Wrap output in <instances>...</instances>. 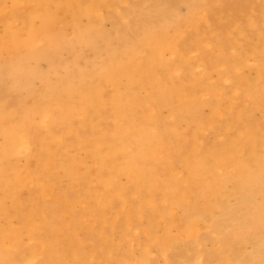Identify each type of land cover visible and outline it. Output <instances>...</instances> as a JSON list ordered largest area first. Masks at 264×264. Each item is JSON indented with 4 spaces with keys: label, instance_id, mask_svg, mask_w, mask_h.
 I'll use <instances>...</instances> for the list:
<instances>
[{
    "label": "rangeland",
    "instance_id": "obj_1",
    "mask_svg": "<svg viewBox=\"0 0 264 264\" xmlns=\"http://www.w3.org/2000/svg\"><path fill=\"white\" fill-rule=\"evenodd\" d=\"M102 2L104 4L101 3L100 12L95 15L94 20H92V19L90 20V19L85 18V17L83 19H81L82 26H86V25L88 26V24L92 21L94 24H96V32L100 31L99 33L97 32L98 35L94 38L93 43L91 45H88V46L84 45V44L83 45H81V44L76 45L75 44L74 47H68L67 46L63 50H59L56 53L54 51L50 50L48 52L46 58L42 57V58H30V59H28V61H26V63L24 64L28 73L22 72V74H21L22 80L26 84L25 89H19V91H17V89L14 88L13 82L9 78V74H8L9 73V63H10L9 60H10V58L0 55V144L3 145L5 142V134H4L5 127H4L3 117H2V115H3L2 113H3V110L5 107L6 108L11 107L14 111L15 110L18 111V110L22 109L23 107H25L26 110H32V109H35L36 107H39L40 104L42 105V103H44L49 96L52 97V95L53 96L55 95V96H57V102L58 103L55 105L54 110L58 114L59 108H57V107L60 105V103L62 102L65 104L71 100V98H69L70 94H64L66 92V91L63 92L64 87L68 84L71 87H74V86H77L78 84H80V80L77 76L78 71H86L90 75V77H88V82H90L92 84V86H94V84L95 85L101 84L102 92H105L104 93V101L108 105V97L111 93H114L115 89L113 88V86L111 84L103 83L100 80V74H99L98 69H99V66L102 64V62L104 60H108L109 57H111L113 55H117L119 57H122L124 55L125 51L127 49H129L130 47H132V45L136 42V40H138L140 38V36L142 35L143 32H145V31L155 32L158 28H160L162 26L163 27L169 26L170 33H173L176 28H179L181 30V32L183 33V36L186 34L182 38L181 48L182 47L184 48V49H182L183 53H184V51L190 50V51H187V55H186L187 57H185L187 59V62H189V66L185 67V68L184 67H178L179 71H178L177 67L172 69L171 72H169V71L164 72V70H162V71H160L159 77L162 78V80H164V78L168 76L167 74H169V77H168L169 80H167L169 84L172 81H175L173 83L181 84L186 89V94L189 96L193 93L192 91L194 89H196L198 91L197 96L199 97V99H203V98L204 99L203 100L198 99L199 103H197L196 105L195 104H193V105L189 104L190 103V101H189L188 104L184 107V106H181L182 104L184 105V99L179 96L180 100L183 99V100H181V102L183 101L182 103L178 99V102L180 103L178 105L182 107L181 109L178 108L179 106H177L176 102H175V105H174V103H173V105H171L170 101H168V102L163 101L164 103L159 106L158 112H157V117L159 116L158 122L162 123L163 125L160 123H158L157 125L152 123L151 126L154 127L156 132L162 133V129H163V132L165 130V134L168 135V139L164 142V145H165L164 152L159 153L158 159H157V160L163 159L164 161L163 160L160 161L161 164L163 162V164L161 165V164H159L160 162L157 160L141 158L142 162L144 161L143 164L145 165V168L147 170H149L150 172L156 173L155 175L158 177V181L160 182V184L164 190V191H162L163 193L164 192L166 193V191L170 190L169 187H172L174 185L175 186L180 185L181 187H183V188H185L191 192L190 184L192 187L193 186L192 183L195 181V179H192L191 177H189L190 175L187 173L186 163L191 160L192 163H194V164L198 163L199 164L202 161H204V159L211 164L215 163V162H217V156H218V155H215V153L218 152L219 150H222V149H229L230 148L229 145L236 143L237 140H238V144L241 145L237 151L238 155H240V157H242L245 160L248 159V160H246V162L244 160V162H243L244 165L245 164L248 165V162L250 161L251 163L249 162V164L255 166V161H259L258 156H261L262 153L264 152V149H262V147L264 148V141H263L264 137H262V136H264V134H263L264 132L262 133V130L264 131V122H263V120H264V100H263V98H264V95H263L264 94V87H263L264 86V82H263V80H264V71H263L264 70L263 69L264 68V49H263L264 48V46H263L264 40H261L262 33H263V38H264V0H159V1L158 0H130V1H128V3H127V1H123V0H106L105 1L106 4L104 1H102ZM136 3H137V5H136ZM8 4H10V3L8 2ZM116 4H120V5H116ZM102 5H103V7H102ZM127 5H129V6H127ZM105 6H107L108 8ZM130 6H132V7H130ZM133 8H134V10H133ZM254 8L256 10L254 13L255 23H250L251 21H250L248 16L251 13L252 9H254ZM197 9H199V11L201 10V15L199 18H201V19L203 18V19H205V21L202 25V28L198 29L200 31L196 32V30L194 29V26H191V25H193V23H190L188 21H189V18L191 16V13ZM205 10H207V11H205ZM131 11H132V13H131ZM143 11H145V12H143ZM126 12H129V14L134 17L133 18L134 20L132 19V16L130 17V15ZM134 12H135V15L137 14V16H135L133 14ZM241 12H243V13H241ZM124 15H127L128 18H127V16H124ZM104 16H105V18H104ZM123 17H125V18H123ZM110 18L111 19L115 18V19L111 20ZM116 18L118 19V21ZM126 18L128 19V21ZM104 19H106V21H105L106 23L103 22ZM108 19L110 21H108ZM121 19L124 22L127 21L126 25L124 22H122ZM129 21H131V23ZM99 22H100V24H98ZM113 22H115V23H113ZM101 24H103V25L101 26ZM188 24H190V25H188ZM114 25L117 26L118 29ZM252 25H254L255 28H253ZM99 26H101V27L99 28ZM126 26H127V28H126ZM132 26L135 29L132 28ZM121 27H122V29H121ZM139 29L141 30V32L139 31ZM113 30H115V31H113ZM135 30H137V31H135ZM142 30H145V31H142ZM219 30H220V32H219ZM2 31H3V27L0 25V32H2ZM64 31L66 33L65 36L68 38L71 37L74 33V29H73L72 25L68 24V23H66V25L64 26ZM111 31H113V32H111ZM130 31H132L133 33L132 32L130 33ZM190 31L193 34H191ZM120 32L122 34H119ZM124 32H125V34H124ZM105 33L108 35L105 36L106 35ZM136 33L140 34V36H138V35L136 36ZM231 33H232V35H231ZM103 34H105V35H103ZM115 34H118V35H115ZM102 35H103V37H102ZM131 36L132 37L134 36V37L131 38ZM245 36L248 38H245ZM235 37H236V39H235ZM126 39H128V41H126ZM191 39H192V41H191ZM239 39L242 41H240ZM257 39H258L259 43H258ZM101 40L105 41V42H101ZM188 40H189V42H188ZM184 42H185V44H184ZM186 42L188 45L186 44ZM256 42H257V44H256ZM99 43H101L103 46L101 44L98 45ZM197 43L200 44L201 49H200L199 45L197 46ZM216 43H221V44H223V46L218 47L216 45ZM241 43H243V44L241 45ZM255 44L256 45L260 44L261 46H263V48H262L263 51L261 50L262 55L259 56L258 58H253L251 55H249L251 48L254 47ZM184 45L186 48L184 47ZM205 46H207V47H205ZM245 46H247V47H245ZM97 47H98V49H96ZM100 47H102L103 49ZM236 47L239 50H237ZM95 49L98 51H96ZM240 49H242V50L240 51ZM223 50H225V51H223ZM244 50H246V52ZM188 52H190V53H188ZM207 52H209V53H207ZM231 52H232V54H231ZM237 53L241 54L242 56H244L243 54L247 53L244 56L246 58L245 66L240 69V71L237 74V77L239 76L238 78H242L246 74L245 77L248 79L250 78L252 83L258 84L257 82H260L258 85V88L260 87L259 88L260 92L258 91V93H256L257 95L249 92V90H248L249 88L247 89L248 90L247 91L246 87H242L241 85L239 88H238V86L236 87L235 85H237V83H236L235 79H232V78L222 79V78H220L221 77L220 73H222L226 68V65L224 63L221 64L222 61H231V59L233 57L232 55H235ZM224 54H225V56H224ZM195 55L196 56L198 55V56L196 57ZM220 55H221V58H220ZM49 56L51 57V60H49V58H50ZM202 56H203L204 60L202 58V61H201ZM198 57L200 60L196 59ZM225 57H226V59H225ZM79 58H80V60H79ZM166 58L170 62L175 61V59L171 58L170 55H167ZM55 59L57 61V64L53 65L52 62ZM75 59L77 60V63H76ZM254 59H255V61H254ZM177 60L178 59L176 58V61ZM256 60L258 62H256ZM199 62H202V63H199ZM200 64H201V66H200ZM192 65H194V67ZM206 66H207V69H209V70L206 69ZM216 66L218 67L219 70L217 68H214ZM63 67H66L68 69H65ZM181 68H182V70H181ZM204 69H206L207 71ZM211 69H213V70H211ZM173 70H174V72H173ZM189 70L191 72H189ZM192 71H194L193 72L194 74L192 73ZM260 71L263 75V80H261L258 77ZM2 72H4V75L2 74ZM180 72H182V73L179 74ZM185 72H186L187 77H185L186 76ZM195 72L198 73V75L195 74ZM170 73L172 75H170ZM68 75H72V76L69 78ZM179 76L180 77L182 76L183 81L181 80V78ZM214 76H216V77H214ZM253 76H255V77H253ZM3 77L5 80L3 79ZM177 77H179V79ZM190 77H192L194 79L191 78V80H190ZM197 77L199 78V80H202L201 81L202 84L197 83L198 82ZM65 78L67 80H65ZM160 78L155 79L154 82L157 83V80H160ZM176 79H178V80H176ZM195 79H197V80H195ZM218 79H219V81H216ZM60 80H61V82H60ZM187 80H189L190 82ZM203 80L207 83H205ZM221 81H222V85L224 87L220 84ZM230 81H231L232 85L234 84L233 85L234 87L232 85L229 86V84H231V83H229ZM183 82H184V84L186 82L185 86H184ZM187 83H189V84H187ZM212 83L215 85L216 88H221V89L223 88L224 89V94L221 95L220 98H222V97L226 98V99L222 98V100H224L225 102L227 101V102L231 103V107L233 104H234V106H237L238 103L243 101L240 103V106L238 105L239 107L238 106L235 108L232 107V109H233L231 111L232 113L227 112L224 115L225 117L221 121H219V120L222 119L223 116H219L217 121L215 120L216 118H213L214 111H213L211 105L209 104V103L213 102L214 100H216L215 97L212 94H208L205 89H204L205 92H203L204 86L206 87L208 85L209 86L211 85V87H214L212 85ZM125 84L126 83H122L117 88L118 91H120L121 93H124V94H125L126 89H128V85H125ZM172 84H170V85H172ZM195 84H196V86H195ZM200 84H201V86H200ZM217 84L221 85V87H217V86H219ZM192 85L195 86V88ZM58 87H60V89ZM200 88H202V89H200ZM138 89H142V90H140L139 92L137 90L136 98L129 104V106L130 105L131 106L129 107L130 111L128 113L130 115V117H129L130 122L128 123V126L131 127V129H132L131 132H133L137 129L135 136L141 135V137H142L141 131L146 132V129L142 130L143 129L142 127H144L146 125L145 124L146 123L145 120H147L146 116H148L150 114V110H151V107L153 105L147 99H148V97L152 96L153 91H151L152 89H150V87H148V86L141 87V88L139 87ZM190 89H192V90H190ZM241 89H242V91H241ZM148 90H149V92H148ZM228 90H230V91H228ZM244 90H246V91H244ZM226 91H228L229 93H232L235 96L234 101L229 100L230 94ZM237 92L238 93L240 92L239 94H241V95H239ZM245 92H246V94H245ZM39 93H41V94H39ZM38 94L41 96H39ZM62 94L66 95V96H63ZM181 94H183V93H181ZM139 95L141 96V98ZM261 96H263V97L261 98ZM4 97H5V99H4ZM137 98H139L140 100H138ZM15 99H16V101H15ZM38 99H40V101L41 102L43 101V102L41 103ZM241 99H243V100H241ZM244 99H246V100H244ZM253 99H255L256 102L254 101V104L251 105L253 103V101H250V100H253ZM175 100H177V98H175ZM237 100H238V102H237ZM33 101H35L34 102L35 104L33 103ZM136 101H139V102H136ZM172 101L173 100H171V102ZM249 101L252 103H249ZM261 101H263V102L261 103ZM17 102L19 104H17ZM146 102H148V103H146ZM26 103H27V105H26ZM167 103H168V105H167ZM204 103H207V104H204ZM255 103H256V105L257 104L258 105L254 106ZM208 104L210 105V107L208 106ZM229 106L230 105L225 106V107H229ZM132 107H133V109H132ZM176 107L179 109L178 110L179 114L177 113V110L175 109ZM247 107H249L251 109L248 110ZM254 108H257V109H254ZM226 109L227 108H225V110ZM91 110H92V112L90 114ZM111 110H112L111 105H108L106 111H104L102 113L99 112L100 114L97 112L96 108L90 109L87 112V115H85V116H83L81 114H76L73 117L74 119H72V122H71L72 125H70L71 127L69 126V123L67 124L68 126L61 125L58 122H56L54 124L55 120L52 119L51 122L53 123L54 133L60 132V131L63 133L62 134L60 132V134H58L59 138H58V136H56L53 142H51L50 133H52V132L51 131L49 132L50 127H47V125H43V124L32 123L31 129L29 131V132H32V133H29L30 140H31V144H30L31 148H29L28 150L23 151L21 153H17L16 155L10 156L6 162L4 161V164H6L8 171H11L13 169V170L19 171L22 175L25 173V177H24L23 181L26 182V183H24V182L21 183L20 186H18L15 190H13L14 194L5 193V190L0 187V196H1L0 199L2 200V203L4 204V207H5L4 208V214H3L4 216H2L0 218V227L4 228V229H5V227H6V229H9L11 226L18 228L21 231V233L19 235L20 244L21 245L24 244L21 246V250L19 249L20 248V245H19V247L18 246L14 247L13 248L14 250H12V252L14 254H16L17 257H20V256L24 255L25 253L28 255L30 252L29 247H31V249H32L33 246L36 245V241H34L35 239L30 235L29 229L25 225L27 223V221L30 223L29 217L30 218L34 217L35 223L34 224L30 223L32 225V229L34 227L39 226L38 229L42 230L41 232H40V230H37V231H39L38 233H40V234L37 233L39 238H41L43 240L47 239L49 245H51V247L53 249L58 248V244H60L61 246L63 245L62 247L65 248L66 250L63 253H61V256L63 255V257L66 260L68 259L67 264H69V263L70 264H83V263L86 264L87 260H88L87 264H90V263L91 264H100V263L101 264H135V263L136 264H140V263L141 264H148V263L149 264H151V263L152 264H169V263L170 264H185V263L186 264H205V263L206 264H230L231 257H232L231 264H239V262H240V264L241 263L242 264H264V239H263L264 238V218H262L263 214H264V183H263L264 182V180H263L264 174L263 175L256 174V176L258 177L257 179H254L252 177L248 178L250 183H247L246 187L245 188L243 187L242 189L240 187H238L240 182L236 178L235 179L234 178H228L226 176L219 175V176H217V181L218 182L221 181V182H219V183H221V188H220V190H218V192H216V193H203L200 191V188H199V189L194 191L195 194L193 193V195H192L193 197H192L190 202H184L182 204L176 203L174 197L170 198L169 195L164 196L165 193L162 194V192H161V194H159L157 196V198H155V195L153 194V192L151 190L149 192V189L146 188V191H143V194L144 193L148 194V196L146 194H145V196L152 198L151 200L153 202L147 203L146 207L144 209L140 208V207L133 209V215H131V216H127L126 213H123L124 207H126V206L128 207V206L136 204V203H137V205H139L140 200H138V198L141 197L143 199V196L140 195V193L137 189L138 183L137 184L132 183L129 181V179H127L126 176L122 175L120 177V179H118L119 180L118 181V185H119L118 188H120V187L124 188V191L122 193H115L117 195L113 194L112 190H110L109 188H106L103 185L102 181H103V178H105V172L101 173L100 167L93 161V158L91 155V151L95 147L97 137L103 136L102 139L105 140L101 144L102 145L101 148L103 150H104V148H105V150H107L106 149V144H107L106 141L110 142L112 140V137H113V136H111L112 133H111V135L110 134L106 135L107 128L111 130L115 126V121H114V117L111 113ZM228 110L230 111L229 108H228ZM253 110H254V112H253ZM259 110H261V111H259ZM160 111H161V113H160ZM191 111H192V113H191ZM205 111H206V113H205ZM23 112L24 111L21 110L22 114H23ZM94 112H96V113H94ZM144 112H146V113H144ZM181 112H183V113H181ZM207 112H209L211 115L209 113L207 114ZM233 112H234V115H233ZM236 112H237V114H236ZM243 112H245V113H243ZM261 113H263V114H261ZM238 114H240V115H238ZM14 115H15V117H11L12 120H10L7 117L8 120L12 121L13 123L14 122L15 123L20 122L21 119H19V116H17L19 114L15 113ZM162 115H165V116H162ZM254 115L256 118L254 117ZM86 116H87V118H86ZM90 116H94L95 122L97 123L96 125L98 127V130H94L92 126L86 124V123H88L89 119H91ZM177 116H178V118H177ZM236 116H237V118L235 119ZM238 116H239V118H238ZM82 117H83V119H82ZM143 117H145V119ZM247 117L250 121H248L246 119ZM37 118L38 117L34 115L33 121L39 122L40 119L39 118L37 119ZM78 118H80L81 120H79ZM180 118L182 120H180ZM202 118H203V121H202ZM205 118L209 119L208 120L209 122H207V119H205ZM242 118H244V119H242ZM197 119H199L201 121H199ZM224 119L227 121H225ZM82 120H84V122ZM177 120L179 122L175 123V121H177ZM193 120H194V122H193ZM80 121H82V122H80ZM180 121H182V122H180ZM238 121H239V124L237 123ZM259 121H261V122H259ZM98 122H99V124H98ZM242 122H243V125H242ZM83 123H84V125H82ZM219 123H220V125H219ZM222 123H224V124L222 125ZM33 124H35V126ZM231 124H232V128H231ZM235 124L237 126H239V128L236 127ZM74 125L76 127L79 125V127L76 128ZM172 125H173V127H172ZM176 125L178 126V128L180 130H181V128L184 127L183 130L180 131L176 127ZM200 125H202V126H200ZM233 125H234V127H233ZM257 125H259V126H257ZM84 126H85V129L83 128ZM162 126H166V128L162 127ZM188 126H189V128H188ZM59 127H61L62 129L61 128L59 129ZM201 127L204 128L205 131ZM257 127H259V128H257ZM157 128H158V130H157ZM197 128H198V130H197ZM234 128H236V129H234ZM73 129L74 130L76 129V131H74ZM255 129H258L259 131L255 132L256 131ZM227 130H229V132H227ZM230 130H231V133H230ZM242 131H243V133H242ZM251 131H253V132L251 133ZM74 132H75V134H74ZM177 132H179L178 135L181 132H183V135L185 133V135L183 136L181 134V135H179L180 137H178ZM255 133L257 136L255 135ZM243 134H244V136H243ZM249 134H251L255 138L253 139L252 136H249ZM201 135H202V137H201ZM226 135H228L230 138H228V136H226ZM79 136L81 137L80 139L82 141L80 139H77V138H79ZM170 136H171V139H169ZM225 136L227 137L228 142H226L227 140H226ZM240 136H241V138L242 137L243 138L241 139ZM34 137H35V141H34ZM194 137H197V138L199 137L198 138L199 140L197 138H194ZM200 138L201 139L203 138V139L200 140ZM233 138L235 141L232 140ZM219 139H220V141H219ZM256 139H257V142H256ZM193 140H195L196 143ZM224 140H226V141H224ZM242 140L244 143L248 144L249 149H247L246 147L244 148V146L242 145ZM62 141H63V143H62ZM184 141H186V142L189 141V143L188 142L186 143ZM198 141L200 142L199 144H198ZM231 141H232V143H231ZM78 142H80L82 144H80ZM165 143L168 145H166ZM194 143H195V145H193ZM252 143H254V146H255V143H257L256 144L257 147L256 146H255V148H254V146L252 147V145H253ZM210 144L212 146H214V147H211L212 150L209 148ZM197 146H198V148L196 149ZM192 147H194V148L191 149ZM242 147L244 148V150L241 149ZM180 149H181V152H179ZM199 149H201V150H199ZM239 149H240V151H239ZM253 149H255V150L257 149L260 153H255V154L252 153ZM105 150H104V152H105ZM166 150H168V151L166 152ZM196 151H198L197 154H196ZM80 152H82V153H80ZM212 152L214 153V155L212 154ZM79 153H80V155H79ZM180 153H182V154L180 155ZM30 154H32V155L30 156ZM250 154L251 155L257 154V156L254 157V155L251 156ZM23 155H24V157H23ZM169 155H171V157ZM195 155L196 156L198 155V156L196 157ZM200 155H202V156H200ZM185 156H187V159ZM30 157H32V158L29 159ZM46 157H50V158H46ZM160 157H161V159H160ZM188 158H189V160H188ZM201 158H203V159H201ZM16 159L17 160L19 159L18 160L19 162ZM154 161H156L157 163ZM181 162H182V164H181ZM191 162H189V163H191ZM13 163H14V165H13ZM32 164H34V166ZM37 164H38V166H37ZM76 164H79V165H76ZM194 164H192V166H194ZM73 165H74V167H73ZM149 165L152 168H150ZM119 166L120 165H118V167ZM162 166L165 168V170ZM214 166L212 165V167H214ZM16 167H18V168L20 167V170H17L18 168H16ZM25 167H26V170H25ZM36 167H37V169H36ZM71 167H73V169ZM166 167H167V169H166ZM44 168L45 169L47 168V170H43ZM58 168H60L61 170ZM31 169H32V171H31ZM170 169L171 170L174 169L173 170L174 174H172L170 172ZM51 170H53L55 172L53 173V171L51 172ZM77 170H79V171H77ZM35 171H37V172H35ZM179 172H181V173H179ZM36 173H38V174H36ZM100 175L102 177H100ZM31 177H33V178H31ZM168 177L170 180L168 179ZM35 179H36V181H35ZM29 180H30V182H29ZM137 180H138V182H140L139 179H137ZM174 180H175V182L173 183ZM177 180L179 182H177ZM51 182H53V183L51 184ZM120 182H121L122 186H120ZM144 182L148 183L145 180H144ZM185 182H186V184H185ZM188 182H189V185L187 184ZM235 182H238V185ZM229 183L233 184V187L231 184H230L231 185L230 186ZM256 183H258V184H256ZM34 184H36L37 187ZM98 184L100 186H98ZM168 184H169V186H167ZM253 184H256V185H253ZM46 186H47V189H44V188H46ZM231 187L233 189H231ZM249 187H250V189H249ZM71 188L72 189L74 188V189L72 190ZM86 188H88V189H86ZM84 189L87 193L84 191ZM89 189H90V191H89ZM104 189H106V190H104ZM165 189H167V190H165ZM251 189L255 190V192L253 193V191ZM46 190H47V192H46ZM25 191H26V193H25ZM248 191H249V193H248ZM234 192L236 193V195H233ZM17 195H18V197L16 198ZM51 195H53V197ZM198 195L199 196L202 195L203 199L201 197H199ZM230 195H232V197ZM106 196H107V198H106ZM126 196H127V199H126ZM167 196H169V197H167ZM246 196H248V197H246ZM230 197L233 199L230 200ZM158 198L161 199L160 203H158L159 202ZM240 198H241V201H240ZM249 198H250L251 202H250V200H247ZM8 199H9V201H8ZM73 200H75V201H73ZM18 201L22 204H20ZM196 201L197 202L199 201V202L197 203ZM238 201H240V202H238ZM222 202H223V204H222ZM246 202H249V203H246ZM157 203H158V205H157ZM174 203H176V205H174ZM67 204H69V205H67ZM159 204H161V205L163 204V205L161 206ZM168 204H169V206H168ZM220 204L222 207L220 206ZM214 205L217 206L218 208L214 207ZM179 206H181V207H179ZM201 206H203V207L201 208ZM253 206H255V207L252 208ZM12 207H13V209H12ZM76 207H78V208H76ZM100 207H102V208H100ZM115 207H117V208L115 209ZM209 207L212 209H209ZM35 208L37 209L36 211H35ZM79 208H80V210L77 211ZM99 208L101 209V212L103 211V213L100 212ZM194 208H195V210H194ZM189 209H190V211H189ZM8 210H10L11 212ZM142 210L144 212H142ZM148 210H149V212L146 213ZM153 210L158 211V213L155 211L153 212ZM184 210H186V211H184ZM239 210H240V213H239ZM71 211L74 212V213L72 212V215L70 213ZM114 211L116 213L115 215H113ZM151 211H152V213H151ZM80 212L82 215L80 214ZM139 212L143 213L142 216H141V214H140V216H138ZM22 213H23V215H22ZM97 213H99L100 216H99V214L97 215ZM44 214H45V216H44ZM149 215H150V217H149ZM162 215H164V216H162ZM11 216H13V217H11ZM14 216H16V217H14ZM188 216H193L190 218H194V219L200 221L199 225L197 224V227H196L197 229L195 230V232H193L191 234H187L185 231L186 228L188 227V226H186L188 224L187 223L188 219H190V218H188ZM46 217H47V219H46ZM57 217H58V220H57ZM141 217H143V218H141ZM240 217L242 219H240ZM61 218H62V220H61ZM6 219H8V220L6 221ZM40 219H42V220H40ZM55 219H56V221H55ZM94 219L96 221H97V219H99V222L98 221L96 222ZM117 219H118V221H117ZM152 219H155V220L152 221ZM232 219L235 221H233ZM9 221H11V222H9ZM57 221H60L59 224L57 223ZM68 221H70V222H68ZM79 221H81V222H79ZM36 222H37V224H36ZM106 222H107V224H105ZM149 222H151L152 224ZM155 222L157 224H154ZM218 222H221V224H223V225H221ZM14 223H16V224H14ZM84 223L87 225H85ZM182 223H183V225H180ZM60 224L61 225L63 224L64 228ZM159 224H160V226H159ZM167 224H169L170 226ZM50 225H53V226H50ZM75 225H77V226H75ZM143 225H144V227H143ZM150 225H154V226L156 225L155 226L156 228L154 226H150ZM177 225H179V227ZM44 226H45V228H44ZM87 226H88L89 230L88 229L86 230ZM98 226L100 228H98ZM149 226L152 229L149 228ZM180 226H181V228H180ZM200 226H202V227H200ZM57 227L60 229H58ZM55 228H56V230L57 229L58 230L55 231ZM125 228H127V229L125 230ZM130 228H131V230H130ZM177 228L178 229L183 228V229L180 232V230H178ZM213 228L215 230H213ZM237 228H239V229H237ZM244 228H246V229H244ZM71 229H72V231H71ZM95 229H96V231H95ZM84 230H86V231H84ZM155 230L158 233L155 232ZM75 231L77 232V235H76ZM153 231L155 232V234H158L157 237L153 233ZM46 232H48V233L46 234ZM59 232H60V234H59ZM64 233H66V234L63 235ZM113 233L115 234L114 236H113ZM170 233H173V235L172 234L170 235ZM215 233L216 234L218 233V234L216 235ZM229 233H231V234H229ZM42 234H44V235H42ZM55 234L57 236H54ZM97 234H99V235H97ZM109 235H110V237H109ZM126 235H127V237H126ZM161 235H162V237H161ZM153 236L155 238L152 239ZM25 237H27V238H25ZM105 237L107 239H105ZM111 237H113V238H111ZM198 237L199 238L201 237L200 240L199 239L197 240ZM204 237H206L207 240ZM31 238H33V239H31ZM50 238H52V240ZM127 238L132 240V241H130L128 239L131 243L129 241H127ZM100 239L102 241H100ZM81 240L82 241L84 240L83 243ZM120 240L121 241L123 240V241L121 243H119ZM192 240H193V242H192ZM51 241H53V242H51ZM72 241H74V242H72ZM79 242H80V244H78ZM127 242H129V243H127ZM50 243H52V244H50ZM118 243L121 245H119ZM160 244H162V245H160ZM123 245H124V247H123ZM75 246L78 248H76ZM119 246H121V247H119ZM129 246H130V248H129ZM247 247L250 248L251 250L248 249ZM122 248H124V249H122ZM174 248H176V249H174ZM245 248L248 249V251ZM22 249H24V250H22ZM110 249H112V251ZM188 249L189 250L191 249V251H189ZM244 249H245V252H244ZM15 250H17V251L15 252ZM73 250L75 251L74 253H72ZM120 250H121V252H120ZM130 250H131V252H130ZM109 251L111 252L113 257ZM114 251L117 252V254ZM20 252H21V254H20ZM65 252H67V253H65ZM84 252H85V255H82V253L84 254ZM125 253L127 256L128 255L129 256L127 257L125 255L126 257L124 258L123 256ZM75 254H77V255H75ZM122 254H123V256H122ZM86 255H87V257H86ZM117 255L119 258L117 257ZM223 255H226V257ZM229 255H230V258H229ZM256 255H258V257L253 258V256H256ZM107 256L108 257L111 256V257L107 258ZM168 256H169L170 260H167ZM74 257H75V259H72ZM146 257H147V260L149 262L146 260ZM188 257H190V259ZM82 258H84L85 260H83ZM117 259L118 260L123 259L124 261H121L122 262L121 263V262L117 261ZM151 259L153 260V262ZM168 261H170V262H168ZM40 262H41L40 260H35V261L33 260V261L23 262L22 264H40Z\"/></svg>",
    "mask_w": 264,
    "mask_h": 264
},
{
    "label": "bare ground",
    "instance_id": "obj_2",
    "mask_svg": "<svg viewBox=\"0 0 264 264\" xmlns=\"http://www.w3.org/2000/svg\"><path fill=\"white\" fill-rule=\"evenodd\" d=\"M102 1H106V0H0V25L3 27V31L0 32V55L1 56H5V57H8L10 58V63H9V78L12 80L13 82V86L15 89H17V91H19V89H25L26 87V84L25 82L22 80V72H26L28 73L26 67L24 66V64L26 63V61H28V59L30 58H42V57H47V54L50 50L54 51L55 53L59 50H63L65 47H74L75 44H81V45H91L94 41V38L98 35V33L100 31H97L96 32V24H94L92 21L88 24V26H82V22H81V19H83L84 17L85 18H88V19H92L94 20L95 18V15L98 14L100 12V7H101V3L104 4ZM123 1H130V0H123ZM159 1V0H158ZM8 2L10 4H8ZM135 2V1H134ZM161 2V1H160ZM159 2V3H160ZM131 3V2H130ZM151 3V2H150ZM106 4V2H105ZM110 4V3H109ZM121 4V3H120ZM120 4H116V5H120ZM134 4V3H133ZM113 5V4H112ZM137 5V3H136ZM151 5V4H150ZM254 5V4H253ZM252 5V6H253ZM129 6V5H127ZM140 6V5H139ZM138 6V7H139ZM251 6V7H252ZM103 7V5H102ZM107 7V6H105ZM112 7V6H111ZM115 7V6H114ZM132 7V6H130ZM108 8V7H107ZM137 8V7H136ZM130 9V8H129ZM147 9V8H146ZM201 9V8H200ZM134 10V8H133ZM202 10V9H201ZM201 10L199 11V9L193 11L191 13V16L189 18V21L190 23H193V25L191 26H194V29L197 31H200L198 29L202 28V25L205 21V19H201L199 18L200 15H201ZM130 11V10H129ZM137 11V10H136ZM207 11V10H205ZM255 8L252 9L251 13L249 14V19H250V23H255V18H254V13H255ZM138 12V11H137ZM136 12V13H137ZM145 12V11H143ZM148 12V11H147ZM156 12V11H155ZM116 13V12H115ZM129 14V12H126ZM132 13V11H131ZM243 13V12H241ZM135 15V12L133 13ZM122 15V14H121ZM130 15V14H129ZM143 15V14H142ZM106 16V15H105ZM104 16V18H105ZM113 16V15H112ZM124 16H127V15H124ZM132 15H130L131 17ZM137 16V14L135 15ZM114 17V16H113ZM237 17V16H236ZM103 18V17H102ZM125 18V17H123ZM122 18V19H123ZM128 18V16H127ZM126 18V19H127ZM134 17L132 16V19ZM223 18V17H222ZM111 19V18H110ZM112 19H115V18H112ZM111 19V20H112ZM117 19V18H116ZM121 19V20H122ZM131 19V18H130ZM134 20V19H133ZM261 20V19H260ZM106 19H104L103 22H105ZM108 21H110L108 19ZM118 21V19H117ZM120 21V20H119ZM128 21V19H127ZM127 21H123L126 25V22ZM88 22V21H87ZM131 23V21H129ZM146 22V21H145ZM214 22V21H213ZM66 23L68 24H71L73 29H74V33L71 37H66V33L64 31V26L66 25ZM106 23V22H105ZM115 23V22H113ZM118 23V22H117ZM116 23V24H117ZM147 23V22H146ZM100 24V22L98 23ZM122 24V23H121ZM135 24V23H134ZM240 24V23H239ZM103 24H101L102 26ZM138 25V24H137ZM190 25V24H188ZM256 25V24H255ZM99 26V28L101 27ZM115 26V25H114ZM146 26V25H145ZM144 26V27H145ZM201 26V27H200ZM238 26V25H237ZM236 26V27H237ZM117 29L118 27L115 26ZM137 27V26H136ZM183 27V26H182ZM250 27V26H249ZM253 28L254 25H252ZM115 28V29H116ZM127 28V26H126ZM132 28H134L132 26ZM141 28V27H140ZM184 28V27H183ZM182 28V29H183ZM188 28V27H187ZM193 28V27H192ZM120 29V28H119ZM122 29V27H121ZM135 29V28H134ZM98 30V29H97ZM103 30V29H102ZM125 30V29H124ZM123 30V31H124ZM132 30V29H131ZM233 30V29H232ZM104 31V30H103ZM106 31V30H105ZM115 31V30H113ZM111 31V32H113ZM122 31V32H123ZM127 31V30H126ZM133 31V30H132ZM130 31V33L132 32ZM137 31V30H135ZM139 31L141 32V30L139 29ZM142 31H145V30H142ZM188 31V30H187ZM245 31V30H244ZM220 32V30H219ZM218 32V33H219ZM240 32V31H239ZM243 32V31H242ZM262 32V31H261ZM260 32V33H261ZM116 33V32H115ZM128 33V32H127ZM126 33V34H127ZM133 33V32H132ZM135 33V32H134ZM191 33V31H190ZM203 33V32H202ZM106 34V33H105ZM103 34V35H105ZM112 34V33H111ZM119 34H122L121 32ZM125 34V32H124ZM188 34V33H187ZM193 34V33H191ZM204 34V33H203ZM216 34V33H215ZM229 34V33H228ZM244 34V33H243ZM248 34V33H247ZM102 35V37H103ZM108 34H106L105 36H107ZM110 35V34H109ZM115 35H118V34H115ZM133 35V34H132ZM140 36V34L136 33V36ZM186 35V34H185ZM184 35V36H185ZM205 35V34H204ZM230 35V34H229ZM232 35V33H231ZM234 35V34H233ZM122 36V35H121ZM183 36V33L181 32V30L179 28H176L174 30L173 33H170L169 31V26H165V27H160L158 28L155 32H143L142 35L140 36V38L138 40H136V42L132 45V47H130L129 49H127L124 53V55L122 57H119L117 55H113L111 57H109L108 60H104L102 62V64L99 66V74H100V80L101 82L103 83H106V84H111L113 86V88L115 89L114 93H111L108 97V105H111L112 107V110H111V113L114 117V121H115V126L113 129H108L107 128V131H106V135H112V140L109 142V141H106L107 144H106V149L104 148V150L101 148V144L103 143V140L102 137L103 136H100V137H97L96 139V144H95V147L93 148V150L91 151V155H92V158H93V161L100 167L101 169V173L102 172H105V178H103V185L106 187V188H109L110 190L113 191V194L115 193H122L124 191V188H118V179H120V177L123 175V176H126L127 179H129L130 182L132 183H135L137 184L138 183V191L140 193L141 196H143V199L141 197L138 198V200H140V203L139 205L136 204H133V205H130V206H126L123 208V213H126L127 216H131L133 215V209L135 208H145L146 207V204L147 203H150V202H153L151 199L152 198H149L147 197L148 194L144 193L143 194V191H146V188L149 189V192L150 190L153 192V194L155 195V198H157V196L159 194H161L163 190L160 182L158 181V177L155 175L156 173L155 172H150L149 170H147L145 168V165L143 164L141 158H144V159H152V160H157L158 159V154L159 153H163L164 152V142L168 139V135L165 134V130L163 132V129H162V133L160 132H156L154 127H152V123H154L155 125H157L158 123V117H157V112H158V108L160 105H162L164 102L163 101H170L171 105H175V102L177 104V106H179L178 104H180L178 102V99H179V96L182 97L184 99V105L182 104L181 106H186L188 104V102L190 101L189 104H197L199 103L198 102V99L199 97L197 96L198 94V91L196 89H194L191 93V95H187L186 94V89L179 83H173L175 81H172L170 84L168 83L167 80L168 77H169V74H167L168 76L164 78V80H162V78L159 77V74H160V71L164 70L165 71H169L171 72L172 69L174 68H178V67H188L189 66V62H187V59L185 57H187V51H190V50H187V51H184V53L182 52V49H184L183 47L181 48V44H182V38L184 37ZM111 37V36H110ZM134 37V36H133ZM131 36V38H133ZM261 37V36H260ZM259 37V38H260ZM245 38H248L245 36ZM136 39V38H135ZM236 39V37H235ZM238 39V38H237ZM240 40V39H239ZM246 40V39H245ZM255 40V39H254ZM261 40H264L263 38V33H262V37H261ZM126 41H128V39H126ZM134 41V40H133ZM192 41V39H191ZM242 41V40H240ZM258 41V39H257ZM96 42V41H95ZM101 42H105V41H102ZM189 42V40H188ZM236 42V41H235ZM239 42V41H238ZM263 42V41H262ZM203 43V42H202ZM259 43V41H258ZM101 43H99L98 45H100ZM105 44V43H104ZM185 44V42H184ZM187 44V42H186ZM211 44V43H210ZM240 44V43H239ZM238 44V45H239ZM243 43H241L242 45ZM257 44V42H256ZM255 44V45H256ZM102 45V44H101ZM188 45V44H187ZM200 46L199 43H197V46ZM216 45L218 47H222L223 44L221 43H216ZM254 47L251 48L250 50V54L253 58H258L259 56H261V50L263 48V46H261L260 44L256 45ZM86 46V47H87ZM103 46V45H102ZM106 46V45H105ZM185 47V45H184ZM207 47V46H205ZM239 47V46H238ZM244 47V46H243ZM247 47V46H245ZM85 48V47H84ZM102 48V47H100ZM99 48V49H100ZM186 48V47H185ZM82 49V48H81ZM98 49V47L96 48ZM95 49V50H96ZM103 49V48H102ZM191 49V48H190ZM200 49H201V46H200ZM199 49V50H200ZM220 49V48H219ZM237 49V47H236ZM243 49V48H242ZM240 49V51L242 50ZM264 49V48H263ZM101 50V49H100ZM239 50V49H237ZM98 51V50H96ZM220 51V50H219ZM225 51V50H223ZM246 52V50H244ZM263 51V50H262ZM84 52V51H83ZM200 52V51H199ZM211 52V51H210ZM238 52V51H237ZM52 53V52H51ZM62 53V52H61ZM190 53V52H188ZM209 53V52H207ZM222 53V52H221ZM225 53V52H224ZM240 53V52H239ZM235 54V55H232V59L231 61H222L221 64H225L226 65V68L225 70L220 73L221 74V77L222 79H229V78H232V79H235L236 80V83L237 85H235L236 87L238 86V88L240 87V85L242 87H246V90L248 89L249 92H251L252 94H255L257 95L256 93H258V91L260 90L258 88V85L260 82H257L258 84H254L252 83V81L250 80V78H246L245 75L244 77L242 78H238L237 77V74L238 72L240 71V69L242 67L245 66V62H246V58L244 57L245 54H243L244 56H242L241 54ZM249 53V52H248ZM230 54V53H229ZM232 54V52H231ZM51 55V54H50ZM61 55V54H60ZM97 55V54H96ZM95 55V56H96ZM167 55H170L171 58L175 59V61L173 62H170L169 60H167ZM190 55V54H189ZM223 55V54H222ZM53 56V55H52ZM196 56V55H195ZM198 56V55H197ZM196 56V57H197ZM225 56V54H224ZM50 57V56H49ZM56 57V56H55ZM205 57V56H204ZM251 57V58H252ZM53 58V57H52ZM176 58L178 59L176 61ZM190 58V57H189ZM192 58V57H191ZM202 58L203 56L201 57V61H202ZM220 58H221V55H220ZM228 58V57H227ZM250 58V57H249ZM252 58V59H253ZM54 59V58H53ZM77 59V58H76ZM75 59V60H76ZM196 59H199L196 58ZM226 59V57H225ZM251 59V60H252ZM40 60V59H39ZM49 60H51V57L49 58ZM80 60V58H79ZM78 60V61H79ZM99 60V59H98ZM200 60V59H199ZM204 60V58H203ZM248 60V59H247ZM250 60V59H249ZM170 63H169V62ZM196 61V60H195ZM255 61V59H254ZM49 62V61H48ZM253 62V61H252ZM256 62H258L256 60ZM76 63H77V60H76ZM79 63V62H78ZM198 63V62H197ZM199 63H202V62H199ZM263 63V62H262ZM53 65L57 64V61L56 59L52 62ZM191 64V63H190ZM255 64V63H254ZM253 64V65H254ZM258 64V63H257ZM71 65V64H70ZM76 65V64H75ZM78 65V64H77ZM86 65V64H85ZM84 65V66H85ZM219 65V64H218ZM66 66V65H65ZM194 67V65H192ZM201 66V64H200ZM204 66V65H203ZM202 66V67H203ZM224 66V65H223ZM262 66V65H261ZM249 67V66H248ZM257 67V66H256ZM260 67V66H259ZM4 68V67H3ZM65 69H68L66 67H63ZM205 68V67H204ZM214 68H217L218 67H214ZM220 68V67H219ZM247 68V67H246ZM245 68V69H246ZM250 68V67H249ZM248 68V69H249ZM261 68V67H260ZM259 68V69H260ZM77 69V68H76ZM188 69V68H187ZM202 69V68H201ZM200 69V70H201ZM206 69H207V66H206ZM204 69V70H206ZM253 69V68H252ZM257 69V68H256ZM264 69V68H263ZM4 70V69H3ZM182 70V68H181ZM209 70V69H207ZM206 70V71H207ZM213 70V69H211ZM219 70V69H218ZM261 70V69H260ZM59 71V70H58ZM178 71H179V68H178ZM264 71V70H263ZM39 72V71H38ZM60 72V71H59ZM63 72V71H62ZM174 72V70H173ZM189 72H191L189 70ZM194 71H192L193 73ZM203 72V71H202ZM210 72V71H209ZM244 72V71H243ZM251 72V71H250ZM40 73V72H39ZM182 72H180L179 74H181ZM216 73V72H215ZM219 73V72H218ZM247 73V72H246ZM2 74L4 75V72H2ZM163 74V73H162ZM194 74V73H193ZM195 74L198 75V73L195 72ZM219 74V75H220ZM166 75V74H165ZM170 75H172L170 73ZM185 75H186V72H185ZM207 75V74H206ZM69 78L72 76V75H68ZM77 76L80 80V84H78L77 86H74V87H71L68 85H66L63 89V92L66 91L64 94H70L69 98H71V100L68 102V103H60V105L57 107L59 108L58 109V114L56 113V111L54 110V107L55 105L58 103L57 102V96H53L52 97H48L46 99V101L44 103H42L40 101V99H38L42 105L39 107H36L35 109H32V110H26L25 107H23L22 109L20 110H13L11 107H5L4 110H3V122H4V134H5V142L3 145L0 144V187L3 188L5 190V193L7 194H14L13 193V190H15L18 186L21 185V183H23V179L25 177V173L22 175L19 171H16V170H11V171H8L7 169V166L6 164H4V161L6 162L10 156H13V155H16L17 153H21L23 151H26L28 150L29 148H31V140H30V136H29V133H32V132H29L30 129H31V124L32 123H36V124H43V125H47V127H50V130L49 132L51 131L52 133H50L51 135V142L54 141L55 137L58 136L59 138V135L60 132H56L54 133V127H53V123L51 122L52 119H54V124L56 122L60 123L61 125H66L68 126L67 124L69 123V126L72 125L71 122H72V119H74L73 117L76 115V114H81L83 116L87 115V112L92 109V108H96L97 112L99 113H102L104 111H106L107 109V103L104 101V93L105 92H102V89H101V84H97L94 86H92V84L90 82H88V77H90V75L86 72V71H78L77 72ZM241 76V75H240ZM248 76V75H247ZM163 77V76H162ZM180 77V76H179ZM179 77H177L179 79ZM187 77V75L185 76ZM195 77V76H194ZM216 77V76H214ZM255 77V76H253ZM261 80H263V75L261 73V71L259 72V76H258ZM40 78V77H39ZM160 80H157V83H155V79H159ZM181 80H182V76L180 77ZM184 78V77H183ZM192 77H190V80H191ZM198 78V77H197ZM203 78V77H202ZM212 78V77H211ZM219 78V79H220ZM4 79V77H3ZM176 79V80H178ZM194 79V78H192ZM206 79V78H205ZM215 79V78H214ZM216 80V81H219ZM5 80V79H4ZM65 80H67L65 78ZM197 80V79H195ZM207 80V79H206ZM254 80V79H253ZM260 80V81H261ZM183 81V80H182ZM189 81V80H187ZM198 82L197 83H201L202 84V80H197ZM204 81V80H203ZM211 81V80H210ZM223 81V80H222ZM222 81H221V85H222ZM225 81V80H224ZM234 81V80H233ZM232 81V82H233ZM6 82V81H5ZM33 82V81H32ZM61 82V80H60ZM67 82V81H66ZM77 82V81H76ZM177 82V81H176ZM190 82V81H189ZM195 82V81H194ZM205 82V81H204ZM264 82V80H263ZM122 83H126L125 85H128V89H126L125 91V94L124 93H121L120 91L117 90L118 86ZM196 83V84H197ZM207 83V82H205ZM231 83V81L229 82ZM234 83V82H233ZM4 84V83H3ZM61 84V83H60ZM184 84V82H183ZM186 84V82H185ZM184 84V86H185ZM189 84V83H187ZM195 84V86H196ZM200 84V86H201ZM5 85V84H4ZM191 85V84H190ZM206 85V84H205ZM212 85L214 87H211V85L209 86H204L203 87V92L204 89L206 90V92L208 94H212L216 100H214L213 102L209 103L214 111V115H213V118H216L215 120L217 121L218 117L219 116H223L222 119H220L219 121L223 120V118L225 117L224 115L228 112L232 113L231 111L233 110V108L237 107L238 105L240 106V103L243 102L241 101L240 103H238L237 106H234V104L232 105L231 107V103L229 102H225L224 100H222V98H220L221 95L224 94V89L222 88H216L215 85L212 83ZM219 85V84H217ZM216 85V86H217ZM221 85L217 86V87H221ZM225 85V84H224ZM232 85L229 84V86ZM234 85V84H233ZM232 85V86H233ZM263 85V84H262ZM145 86H148L150 87V89H152L151 91H153V94L151 97H148L147 100H149V102L152 105L151 107V110H150V114L148 116H146L147 120L146 121V125L144 127H142L143 129L142 130H145L146 129V132L145 131H141L142 133V137L141 135H136V130L131 132V127L128 126V123L130 122L129 121V117L130 115L128 114L130 109L129 107V104L136 98V92L138 90V92L142 89H138L139 87H145ZM193 86V85H192ZM195 86H193L195 88ZM199 86V85H198ZM199 86V87H200ZM223 86V85H222ZM9 87V86H8ZM52 87V86H51ZM50 87V88H51ZM224 87V86H223ZM234 87V86H233ZM235 87V88H236ZM241 87V88H242ZM264 87V86H263ZM60 89V87H58ZM232 88V87H231ZM230 88V89H231ZM149 89V88H148ZM189 89V88H188ZM202 89V88H200ZM228 89V88H227ZM243 89V88H242ZM241 89V91H242ZM245 89V88H244ZM147 90V89H146ZM192 90V89H190ZM244 90V91H246ZM247 90V91H248ZM254 90V91H253ZM53 91V90H52ZM106 91V90H105ZM189 91V90H188ZM201 91V90H200ZM199 91V92H200ZM230 91V90H228ZM226 91V92H228ZM236 91V90H235ZM234 91V92H235ZM240 91V92H241ZM243 91V92H244ZM39 92V91H38ZM62 92V93H63ZM149 92V90H148ZM232 92V91H231ZM239 92V93H240ZM260 92V91H259ZM42 93V92H41ZM39 93V94H41ZM183 93V94H181ZM229 93V92H228ZM236 93V92H235ZM238 93V92H237ZM238 93V94H239ZM38 94V95H39ZM148 94V93H147ZM226 94V93H225ZM230 96H229V100H233L234 101V98L235 96L232 94V93H229ZM246 94V92H245ZM63 95V94H62ZM146 95V94H145ZM237 95V94H236ZM241 95V94H239ZM243 95V94H242ZM249 95V94H248ZM264 95V94H263ZM41 96V95H39ZM38 96V97H39ZM48 96V95H47ZM63 96H66V95H63ZM140 96V95H139ZM227 96V95H226ZM225 96V97H226ZM234 96V97H233ZM244 96V95H243ZM62 97V96H61ZM146 97V98H147ZM210 97V96H209ZM249 97V96H248ZM251 97V96H250ZM263 96H261L262 98ZM141 98V96H140ZM175 98H177V100H175ZM260 98V99H261ZM3 99V98H2ZM5 99V97H4ZM138 100H140L139 98H137ZM181 99V100H183ZM204 99V98H203ZM203 99H199V100H203ZM214 99V98H213ZM223 99H226V98H223ZM239 99V98H238ZM37 100V101H38ZM42 100V99H41ZM142 100V99H141ZM146 100V101H147ZM171 100H173L171 102ZM180 100V99H179ZM180 100V102H181ZM206 100V99H205ZM228 100V99H227ZM243 100V99H241ZM246 100V99H244ZM249 100V99H248ZM264 100V98H263ZM16 101V99H15ZM250 101H253L250 102ZM249 103H252L251 105L254 104V101L256 102L255 99L253 100H250ZM19 102V101H18ZM17 102V104H19ZM35 101H33L34 103ZM136 102H139V101H136ZM178 102V103H177ZM183 102V101H182ZM181 102V103H182ZM208 102V101H207ZM232 102V101H231ZM236 102V101H235ZM238 102V100H237ZM236 102V103H237ZM245 102V101H244ZM263 101H261L262 103ZM16 103V102H15ZM148 103V102H146ZM203 103V102H202ZM201 103V104H202ZM235 103V104H236ZM35 104V103H34ZM204 104H207V103H204ZM208 104V106L210 107V105ZM245 104V103H244ZM13 105V104H12ZM11 105V106H12ZM27 105V103H26ZM150 105V104H149ZM168 105V103H167ZM228 106L230 105L229 107H225V106ZM243 105V104H242ZM250 105V104H249ZM248 105V106H249ZM258 105V104H257ZM256 103L254 106H257ZM260 105V104H259ZM37 106V105H36ZM179 106L178 108L181 109L182 107ZM238 106V107H239ZM28 107V106H27ZM26 107V108H27ZM188 107V106H187ZM227 108L225 110V108ZM245 107V106H244ZM262 107V106H261ZM260 107V108H261ZM29 108V107H28ZM27 108V109H28ZM162 108V107H161ZM172 108V107H171ZM177 107L175 108L177 110V113H178V109ZM193 108V107H192ZM228 108L230 109V111L228 110ZM248 110L251 109L249 107H247ZM133 109V107H132ZM143 109V108H142ZM163 109V108H162ZM240 109V108H239ZM254 109H257V108H254ZM21 110L24 111L23 114L21 113ZM161 110V109H160ZM171 110V109H170ZM206 110V109H205ZM237 110V109H236ZM242 110V109H241ZM244 110V109H243ZM263 110V109H262ZM135 111V110H134ZM245 111V110H244ZM261 111V110H259ZM13 112V113H12ZM92 110L90 111V114H91ZM143 112V111H142ZM197 112V111H196ZM246 112V111H245ZM243 112V113H245ZM254 112V110H253ZM256 112V111H255ZM15 113H18L19 115V119H21L20 122L18 123H13L12 121V118L11 117H15ZM96 113V112H94ZM99 113V114H100ZM146 113V112H144ZM161 113V111H160ZM183 113V112H181ZM180 113V114H181ZM192 113V111H191ZM206 113V111H205ZM209 112H207L208 114ZM240 113V112H239ZM242 113V112H241ZM250 113V112H249ZM252 113V112H251ZM257 113V112H256ZM89 114V113H88ZM135 114V113H134ZM142 114V113H141ZM179 114V113H178ZM206 114V115H207ZM210 114V113H209ZM237 114V112H236ZM254 114V113H253ZM260 114V113H259ZM263 114V113H261ZM34 115L37 116L40 120L39 122L37 123L36 121H33V118H34ZM102 115V114H101ZM196 115V114H195ZM194 115V116H195ZM199 115V114H198ZM197 115V116H198ZM211 115V114H210ZM233 115H234V112H233ZM240 115V114H238ZM246 115V114H245ZM244 115V116H245ZM89 116V115H88ZM162 116H165V115H162ZM168 116V115H167ZM252 116V115H251ZM257 116V115H256ZM10 120H8V118ZM91 119H89L88 125L92 126L94 130H98V127H97V123L95 122V118L94 116H90ZM89 117V118H90ZM108 117V116H107ZM169 117V116H168ZM180 117V116H179ZM182 117V116H181ZM227 117V116H226ZM243 117V116H242ZM255 117V115H254ZM37 118V119H38ZM87 118V116H86ZM145 119V117H143ZM178 118V116H177ZM184 118V117H183ZM237 118V116L235 117V119ZM239 118V116H238ZM256 118V117H255ZM254 118V119H255ZM258 118V117H257ZM79 120H81L80 118H78ZM77 119V120H78ZM83 119V117H82ZM104 119V118H103ZM142 119V118H141ZM153 121H152V120ZM174 119V118H173ZM207 119V118H205ZM234 119V120H235ZM244 119V118H242ZM248 121H250L248 119V117L246 118ZM137 120V119H136ZM168 120V119H167ZM180 120H182L180 118ZM199 120V119H197ZM209 119H207V122ZM225 120V119H224ZM246 120V121H247ZM263 120V119H262ZM84 122V120H82ZM80 121V122H82ZM165 121V120H164ZM191 121V120H190ZM201 121V120H199ZM202 121H203V118H202ZM227 121V120H225ZM87 122V121H86ZM178 123L179 121H175V123ZM182 122V121H180ZM194 122V120H193ZM261 122V121H259ZM264 122V120H263ZM74 123V122H73ZM142 123V122H141ZM165 123V122H164ZM196 123V122H195ZM203 123V122H202ZM235 123V122H234ZM239 124V121L237 122ZM245 123V122H244ZM248 123V122H247ZM99 124V122H98ZM133 124V123H132ZM143 124V123H142ZM162 124V123H160ZM205 124V123H204ZM211 124V123H210ZM213 124V123H212ZM224 123H222L223 125ZM233 124V123H232ZM232 124H231V128H232ZM35 126V124H33ZM84 125V123L82 124ZM134 125V124H133ZM132 125V126H133ZM144 125V124H143ZM163 125V124H162ZM203 125V124H202ZM200 125V126H202ZM220 125V123H219ZM221 125V126H222ZM236 125V124H235ZM242 125H243V122H242ZM37 126V125H36ZM75 126V125H74ZM139 126V125H138ZM204 126V125H203ZM207 126V125H206ZM228 126V125H227ZM259 126V125H257ZM38 127V126H37ZM64 127V126H63ZM71 127V126H70ZM73 127V126H72ZM76 127V126H75ZM79 127V125L77 126ZM76 127V128H77ZM160 127V126H159ZM162 127H165L166 126H162ZM173 127V125H172ZM176 127L178 128V126L176 125ZM209 127V126H208ZM213 127V126H212ZM219 127V126H218ZM234 127V125H233ZM236 127L239 128V126L236 125ZM61 127H59L60 129ZM69 128V127H68ZM67 128V129H68ZM74 128V127H73ZM85 129V126L83 127ZM137 128V127H136ZM168 128V127H167ZM176 128V129H177ZM184 128V127H183ZM183 128H181V130H183ZM189 128V126H188ZM200 128V127H199ZM202 128V127H201ZM206 128V127H205ZM216 128V127H215ZM237 128V129H238ZM259 128V127H257ZM62 129V128H61ZM71 129V128H70ZM92 129V130H93ZM169 129V128H168ZM171 129V128H170ZM174 129V128H173ZM179 129V128H178ZM204 130V128H202ZM226 129V128H225ZM236 129V128H234ZM74 130V129H73ZM158 130V128H157ZM175 130V129H174ZM180 130V129H179ZM180 130V131H181ZM186 130V129H185ZM198 130V128H197ZM241 130V129H240ZM257 131H259L258 129H255ZM262 130V129H261ZM72 131V130H71ZM76 131V129L74 130ZM78 131V130H77ZM179 131V132H180ZM205 131V130H204ZM66 132V131H65ZM68 132V131H67ZM80 132V131H79ZM175 132V131H174ZM177 132V136L180 137L179 135H183V132H181L179 135ZM207 132V131H206ZM205 132V133H206ZM213 132V131H212ZM227 132H229V130H227ZM239 132V131H238ZM253 131H251L252 133ZM264 131L262 130V133ZM62 133V132H61ZM73 133V132H72ZM197 133V132H196ZM195 133V134H196ZM230 133H231V130H230ZM233 133V132H232ZM243 133V131H242ZM47 134V133H46ZM45 134V135H46ZM63 134V133H62ZM75 134V132H74ZM101 134V133H100ZM207 134V133H206ZM264 134V133H263ZM262 134V135H263ZM31 135V134H30ZM72 135V134H71ZM185 135V133H184ZM183 135V136H184ZM213 135V134H212ZM211 135V136H212ZM215 135V134H214ZM241 135V134H240ZM256 135V133H255ZM44 136V135H43ZM47 136V135H46ZM62 136V135H61ZM188 136V135H187ZM228 136V135H226ZM225 136V137H226ZM234 136V135H233ZM244 136V134H243ZM249 136H252L251 134H249ZM257 136V135H256ZM2 137V136H1ZM107 137V136H106ZM182 137V136H181ZM202 137V135H201ZM207 137V136H206ZM213 137V136H212ZM237 137V136H236ZM264 137V136H262ZM46 138V137H45ZM77 138V137H76ZM81 137L79 136V138L77 139H80ZM190 138V137H189ZM188 138V139H189ZM194 138H197V137H194ZM199 138V137H198ZM197 138V139H198ZM228 138H230L228 136ZM241 138V136H240ZM243 138V137H242ZM241 138V139H242ZM252 138L254 139L255 137L252 136ZM257 138V137H256ZM171 139V136L170 138ZM187 139V140H188ZM203 139V138H202ZM200 138V140H202ZM209 139V138H208ZM258 139V138H257ZM257 139H256V142H257ZM264 139V138H263ZM262 139V140H263ZM45 140V139H44ZM63 140V139H62ZM81 140V139H80ZM79 140V141H80ZM199 140V139H198ZM214 140V139H213ZM222 140V139H221ZM227 140V141H226ZM226 142H228V139L226 137ZM234 140V138L232 139ZM240 140V139H239ZM244 140V139H243ZM242 140V145L244 146V148L246 147L247 149H249V146L247 143H244ZM34 141H35V137H34ZM82 141V140H81ZM169 141V140H168ZM195 142V140H193ZM207 141V140H206ZM220 141V139H219ZM218 141V142H219ZM235 141V140H234ZM264 141V140H263ZM44 142V141H43ZM50 142V141H49ZM171 142V141H170ZM186 142V141H184ZM189 143V141H187ZM186 142V143H187ZM213 142V141H212ZM61 143V142H60ZM63 143V141H62ZM68 143V142H67ZM71 143V142H70ZM69 143V144H70ZM80 143V142H78ZM196 143V142H195ZM195 143L193 145H195ZM200 142L198 141V144ZM206 143V142H205ZM211 143V142H210ZM232 143V141H231ZM54 144V143H53ZM82 144V143H80ZM166 144V143H165ZM202 144V143H201ZM209 144V143H208ZM207 144V145H208ZM229 144V143H228ZM252 147L254 146V143H252ZM257 143H255V146L257 147L256 145ZM39 145V144H38ZM50 145V144H49ZM57 145V144H56ZM168 145V144H166ZM174 145V144H173ZM51 146V145H50ZM81 146V145H80ZM209 146V145H208ZM217 146V145H216ZM241 145L238 144V140L236 143H233L231 145H229V149H222V150H219L218 152L215 153V155H218L217 156V162L215 163H209L207 162L205 159L204 161H200L201 163H197V164H194L190 161H186V169H187V173L190 175L189 177H191L192 179H195V181L192 183V187H191V184H190V188H191V192L188 191L187 189L181 187L180 185L179 186H172V187H169L170 190L166 191L165 195H169L170 198L171 197H174L176 203L178 204H182L184 202H190L191 199H192V195L194 193L195 190L199 189L200 188V191L203 192V193H216L218 192V190H220L221 188V181H217V176L219 175H222V176H226L228 178H236L237 180H239V185H238V182H235L237 183L238 187H240L241 189L244 187H246V184L247 183H250L249 179L248 178H254V179H257L258 177L256 176V174L258 175H263L264 174V152L262 153L261 156H258V160L259 161H255V166L254 165H250L249 162H248V165H244V160L242 157H240V155H238V148L240 147ZM254 146V148H255ZM263 146V145H262ZM35 147V146H34ZM181 147V146H180ZM201 147V146H200ZM211 147H214L210 144V149ZM167 148V147H166ZM183 148V147H182ZM194 147H192L191 149H193ZM198 148V146L196 147V149ZM217 148V147H216ZM244 148L242 147L241 149L244 150ZM37 149V148H36ZM171 149V148H170ZM190 149V150H191ZM202 149V148H201ZM199 149V150H201ZM262 149H264L262 147ZM68 150V149H67ZM189 150V151H190ZM212 150V149H211ZM32 151V150H31ZM44 151V150H43ZM72 151V150H71ZM103 151V152H102ZM168 150H166L167 152ZM217 151V150H216ZM240 151V149H239ZM181 152V149L180 151ZM194 152V151H193ZM198 151H196V154H197ZM201 152V151H200ZM209 152V151H208ZM29 153V152H28ZM37 153V152H36ZM44 153V152H43ZM82 153V152H80ZM79 153V155H80ZM85 153V152H84ZM240 153V152H239ZM243 153V152H242ZM252 153H260L257 149H253L252 150ZM42 154V153H41ZM49 154V153H48ZM182 153H180L181 155ZM187 154V153H186ZM193 154V153H192ZM207 154V153H206ZM212 154L214 155V153L212 152ZM241 154V153H240ZM254 154H250L251 156H253ZM32 154H30L31 156ZM83 155V154H82ZM86 155V154H85ZM212 155V156H213ZM43 156V155H42ZM171 157V155H169ZM196 156V155H195ZM198 156V155H197ZM196 156V157H197ZM202 156V155H200ZM199 156V157H200ZM211 156V157H212ZM242 156V155H241ZM257 156L254 155V157ZM24 157V155H23ZM186 159H187V156H185ZM12 158V157H11ZM16 158V157H15ZM32 157H30L29 159H31ZM41 158V157H40ZM46 158H50V157H46ZM190 158V157H189ZM188 158V160H189ZM20 159V158H19ZM18 159V160H19ZM45 159V158H44ZM61 159V158H60ZM161 159V157H160ZM203 159V158H201ZM214 159V158H213ZM17 160V159H16ZM17 160V161H18ZM38 160V159H37ZM43 160V159H42ZM163 159L161 160H157V161H162ZM215 160V159H214ZM248 160V159H246ZM245 160V162H246ZM11 161V160H10ZM31 161V160H30ZM35 161V160H34ZM164 161V160H163ZM19 162V161H18ZM17 162V163H18ZM47 162V161H46ZM147 162V161H146ZM156 162V161H154ZM172 162V161H171ZM183 162V161H182ZM181 162V164H182ZM191 162V163H189ZM213 162V161H212ZM41 163V162H40ZM121 163V164H120ZM157 163V162H156ZM217 163V164H216ZM251 163V162H250ZM161 164V162L159 163ZM163 164V162H162ZM161 164V165H162ZM192 164H194V166H192ZM216 164V165H215ZM12 165V164H11ZM14 165V163H13ZM31 165V164H30ZM34 166V164H32ZM76 165H79V164H76ZM118 165H120L118 167ZM167 165V164H166ZM169 165V164H168ZM212 165L214 167H212ZM20 166V165H19ZM23 166V165H22ZM38 166V164H37ZM48 166V165H47ZM182 166V165H181ZM251 166V167H250ZM28 167V166H27ZM74 167V165H73ZM73 167H71L73 169ZM150 167V165H149ZM163 167V166H162ZM172 167V166H171ZM18 168V167H16ZM49 168V167H48ZM152 168V167H150ZM164 168V167H163ZM30 169V168H29ZM37 169V167H36ZM60 169V168H58ZM63 169V168H62ZM155 169V168H154ZM153 169V170H154ZM167 169V167H166ZM183 169V168H182ZM17 170H20V167L17 169ZM25 170H26V167H25ZM43 170H47V168L43 169ZM57 170V169H56ZM61 170V169H60ZM152 170V169H151ZM165 170V168H164ZM174 170V169H173ZM170 169V172L172 174H174V171ZM180 170V169H179ZM32 171V169H31ZM53 170H51L52 172ZM79 171V170H77ZM162 171V170H161ZM184 171V170H183ZM30 172V171H29ZM37 172V171H35ZM55 171H53L54 173ZM59 172V171H58ZM176 172V171H175ZM185 172V171H184ZM43 173V172H42ZM170 173V174H171ZM181 173V172H179ZM178 173V174H179ZM183 173V172H182ZM38 174V173H36ZM58 174V173H57ZM34 175V174H33ZM40 175V174H39ZM59 175V174H58ZM183 175V174H182ZM32 176V175H31ZM52 176V175H51ZM264 176V175H263ZM57 177V176H56ZM100 177H102L100 175ZM161 177V176H160ZM33 178V177H31ZM30 178V179H31ZM39 178V177H38ZM162 178V177H161ZM182 178V177H181ZM180 178V179H181ZM220 178V177H219ZM218 178V179H219ZM227 178V179H228ZM140 180V182H138V180ZM143 179V180H142ZM169 179V177H168ZM233 179V180H234ZM101 180V179H100ZM144 180L148 183H145ZM170 180V179H169ZM176 180V179H175ZM175 180L173 181V183L175 182ZM182 180V179H181ZM230 180V179H229ZM232 180V181H233ZM264 180V178H263ZM32 181V180H31ZM36 181V179H35ZM127 181V180H126ZM231 181V180H230ZM30 182V180H29ZM28 182V183H29ZM177 182H179L177 180ZM256 182V181H255ZM26 183V182H24ZM36 183V182H35ZM38 183V182H37ZM53 182H51L52 184ZM125 183V182H124ZM253 183V182H252ZM264 183V182H263ZM48 184V183H47ZM123 184V183H122ZM171 184V183H170ZM186 184V182H185ZM189 185V182L187 183ZM231 183H229L230 185ZM258 184V183H256ZM256 184H253V185H256ZM36 186V184H34ZM228 185V186H229ZM232 187H233V184H231ZM230 185V186H231ZM25 186V185H24ZM28 186V185H27ZM26 186V187H27ZM90 186V185H89ZM98 186H100L98 184ZM102 186V185H101ZM120 186L121 185V182H120ZM169 186V184L167 185ZM229 186V187H230ZM236 186V185H235ZM25 187V188H26ZM37 187V186H36ZM35 187V188H36ZM231 187V189H233ZM21 188V187H20ZM23 188V187H22ZM131 188V187H130ZM129 188V189H130ZM167 188V187H166ZM19 189V188H18ZM44 189H47V186L46 188ZM72 189V188H71ZM74 189V188H73ZM72 189V190H73ZM88 189V188H86ZM108 189V190H109ZM189 189V188H188ZM250 189V187H249ZM248 189V190H249ZM20 190V189H19ZM25 190V189H24ZM106 190V189H104ZM167 190V189H165ZM252 190V189H251ZM85 191V189H84ZM90 191V189H89ZM134 191V190H133ZM250 191V190H249ZM248 191V193H249ZM253 193L255 192V190H252ZM47 192V190H46ZM81 192V191H80ZM86 192V191H85ZM23 193V192H22ZM26 193V191H25ZM28 193V192H27ZM87 193V192H86ZM162 192V194H164ZM91 194V193H90ZM103 194V193H102ZM107 194V193H106ZM133 194V193H132ZM131 194V195H132ZM145 194L147 196H145ZM195 194V193H194ZM233 194V193H232ZM239 194V193H238ZM58 195V194H57ZM60 195V194H59ZM117 195V194H115ZM124 195V194H123ZM203 195V194H202ZM202 195L199 196L202 198ZM233 195H236V193L234 192ZM44 196V195H43ZM53 197V195H51ZM120 196V195H119ZM136 196V195H135ZM163 196V195H162ZM167 196V197H169ZM204 196V195H203ZM232 197V195H230ZM1 197V196H0ZM14 197V196H13ZM12 197V198H13ZM18 197V195L16 196V198ZM66 197V196H65ZM124 197V196H123ZM161 197V196H160ZM223 197V196H222ZM230 197V200L233 199ZM245 197V196H244ZM248 197V196H246ZM15 198V199H16ZM39 198V197H38ZM107 198V196H106ZM125 198V197H124ZM141 198V199H140ZM14 199V200H15ZM78 199V198H77ZM126 199H127V196H126ZM167 199V198H166ZM203 199V198H202ZM262 199V198H261ZM11 200V199H10ZM18 200V199H17ZM45 200V199H44ZM53 200V199H52ZM105 200V199H104ZM136 200V199H135ZM159 202L160 203V200L159 199ZM197 200V199H196ZM210 200V199H209ZM235 200V199H234ZM247 200H250L247 199ZM9 201V199H8ZM16 201V200H15ZM21 201V200H20ZM39 201V200H38ZM43 201V200H42ZM54 201V200H53ZM75 201V200H73ZM78 201V200H77ZM240 201H241V198H240ZM238 201V202H240ZM7 202V201H6ZM5 202V203H6ZM19 202V201H18ZM17 202V203H18ZM81 202V201H80ZM86 202V201H85ZM103 202V201H102ZM138 202V201H137ZM156 202V201H155ZM169 202V201H168ZM197 202V201H196ZM199 202V201H198ZM197 202V203H198ZM251 202V200H250ZM15 203V202H14ZM20 203V202H19ZM157 203V205H158ZM176 203H174V205H176ZM246 203H249V202H246ZM22 204V203H20ZM223 204V202H222ZM239 204V203H238ZM243 204V203H242ZM12 205V204H11ZM10 205V206H11ZM69 205V204H67ZM86 205V204H85ZM151 205V204H150ZM161 205V204H159ZM163 205V204H162ZM161 205V206H162ZM15 206V205H14ZM18 206V205H17ZM148 206V205H147ZM169 206V204H168ZM195 206V205H194ZM221 206V204H220ZM250 206V205H249ZM25 207V206H24ZM32 207V206H31ZM84 207V206H83ZM181 207V206H179ZM203 206H201L202 208ZM207 207V206H206ZM214 207L218 208L217 206L214 205ZM222 207V206H221ZM245 207V206H244ZM255 206H253L252 208H254ZM4 204L2 203V200L0 199V218L2 216H4ZM74 208V207H73ZM78 208V207H76ZM102 208V207H100ZM99 208V209H100ZM117 207H115L116 209ZM156 208V207H155ZM154 208V209H155ZM167 208V207H166ZM172 208V207H171ZM188 208V207H187ZM220 208V207H219ZM236 208V207H235ZM10 209V208H9ZM13 209V207H12ZM15 209V208H14ZM18 209V208H17ZM95 209V208H94ZM180 209V208H179ZM209 209H212L209 207ZM223 209V208H222ZM37 209L35 208V211ZM63 210V209H62ZM74 210V209H73ZM80 208L77 210L79 211ZM85 210V209H84ZM178 210V209H177ZM181 210V209H180ZM195 210V208H194ZM10 211V210H8ZM18 211V210H17ZM113 211V210H112ZM139 211V210H138ZM155 210H153L154 212ZM182 211V210H181ZM186 211V210H184ZM190 211V209H189ZM188 211V212H189ZM213 211V210H212ZM11 212V211H10ZM72 212L71 211V215H72ZM100 212H101V209H100ZM99 212V213H100ZM111 212V211H110ZM142 212H144L142 210ZM149 210L146 212L148 213ZM158 213V211H155ZM9 213V212H8ZM17 213V212H16ZM15 213V214H16ZM66 213V212H65ZM74 213V212H73ZM97 213V215L99 214ZM103 213V211L101 212ZM152 213V211H151ZM150 213V214H151ZM180 213V212H179ZM213 213V212H212ZM239 213H240V210H239ZM39 214V213H38ZM67 214V213H66ZM81 214V212H80ZM115 211H114V214L115 215ZM142 216L143 213H140L139 212V215L138 216ZM217 214V213H216ZM251 214V213H250ZM18 215V214H17ZM23 215V213H22ZM82 215V214H81ZM112 215V216H113ZM145 215V214H144ZM143 215V216H144ZM171 215V214H170ZM180 215V214H179ZM45 216V214H44ZM100 216V214H99ZM146 216V215H145ZM164 216V215H162ZM161 216V217H162ZM221 216V215H220ZM219 216V217H220ZM13 217V216H11ZM16 217V216H14ZM73 217V216H72ZM75 217V216H74ZM81 217V216H80ZM86 217V216H85ZM150 217V215H149ZM168 217V216H167ZM190 217H193V216H188V218ZM218 217V216H217ZM49 218V217H48ZM90 218V217H89ZM143 218V217H141ZM154 218V217H153ZM164 218V217H163ZM196 218V217H195ZM199 218V217H198ZM202 218V217H201ZM216 218V217H215ZM264 218V214H263V217ZM30 219V223L31 224H34L35 223V218L34 217H29ZM47 219V217H46ZM78 219V218H77ZM82 219V218H81ZM149 219V218H148ZM156 219V218H155ZM155 219H152L155 220ZM176 219V218H175ZM174 219V220H175ZM200 219V218H199ZM231 219V218H230ZM239 219V218H238ZM240 219H242L240 217ZM247 219V218H246ZM8 219H6L7 221ZM12 220V219H11ZM16 220V219H15ZM42 220V219H40ZM57 220H58V217H57ZM62 220V218H61ZM95 220V219H94ZM145 220V219H144ZM157 220V219H156ZM202 220V219H201ZM219 220V219H218ZM233 220V219H232ZM5 221V220H4ZM39 221V220H38ZM50 221V220H49ZM56 221V219H55ZM65 221V220H64ZM63 221V222H64ZM82 221V220H81ZM79 221V222H81ZM96 221V220H95ZM97 221L99 222V219H97ZM96 221V222H97ZM106 221V220H105ZM118 221V219H117ZM136 221V220H135ZM172 221V220H171ZM212 221V220H211ZM235 221V220H233ZM248 221V220H247ZM11 222V221H9ZM52 222V221H51ZM60 221H57V223L59 224ZM70 222V221H68ZM67 222V223H68ZM78 222V221H77ZM89 222V221H88ZM116 222V221H115ZM137 222V221H136ZM199 220H196L194 218H190L188 219V224L186 226H188L186 228V233L187 234H191L193 232H195V230L197 229V224L199 225ZM204 222V221H203ZM17 223V222H16ZM14 223V224H16ZM25 223V222H24ZM28 221L27 223L25 224L26 227L29 229V233L30 235L35 239L34 241H36V245L33 246V248L31 249L30 248V252L29 254L27 255L26 253L20 257H17L16 254H14L12 252V250H14L13 248L20 245V250H21V246L24 245V244H20V240H19V235L21 233V231L16 228V227H13L11 226L9 229H5L4 228H1L0 227V264H22L23 262H27V261H35V260H40V264H67V261L68 259L66 260L63 255L61 256V253H63L66 249L63 248L60 244H58V248L56 249H53L51 247V245H49L47 239L46 240H43L41 238H39L38 233L39 231L37 230H40L38 229V227H34L32 229V225L30 224ZM40 223V222H39ZM62 223V222H61ZM112 223V222H111ZM134 223V222H133ZM151 223V222H149ZM172 223V222H171ZM221 224V222H218ZM238 223V222H237ZM37 224V222H36ZM46 224V223H45ZM66 224V223H65ZM71 224V223H70ZM85 224V223H84ZM101 224V223H100ZM99 224V225H100ZM107 224V222L105 223ZM109 224V223H108ZM146 224V223H145ZM152 224V223H151ZM154 224H157L156 222ZM170 224V223H169ZM167 224V225H169ZM205 224V223H204ZM2 225V224H1ZM61 225V224H60ZM78 225V224H77ZM75 225V226H77ZM87 225V224H85ZM166 225V226H167ZM171 225V224H170ZM169 225V226H170ZM180 225H183L180 224ZM185 225V224H184ZM208 225V224H207ZM223 225V224H221ZM247 225V224H246ZM50 226H53V225H50ZM63 228V224L61 225ZM74 226V227H75ZM84 226V225H83ZM113 226V225H112ZM134 226V225H133ZM150 226H154V225H150ZM149 226V228H151ZM156 226V225H155ZM154 226V227H155ZM160 226V224H159ZM174 226V225H173ZM179 227V225H177ZM261 226V225H260ZM8 227V226H7ZM43 227V226H42ZM61 227V228H62ZM131 227V226H130ZM135 227V226H134ZM144 227V225H143ZM184 227V226H183ZM202 227V226H200ZM230 227V226H229ZM246 227V226H245ZM26 228V229H27ZM45 228V226H44ZM48 228V227H47ZM58 228V227H57ZM77 228V227H76ZM98 228H100L98 226ZM132 228V227H131ZM130 228V230H131ZM156 228V227H155ZM166 228V227H165ZM176 228V227H175ZM181 228V226H180ZM247 228V227H246ZM244 228V229H246ZM263 228V227H262ZM25 229V228H24ZM54 229V228H53ZM60 229V228H58ZM57 229V230H58ZM73 229V228H72ZM71 229V231H72ZM88 229V226L86 228V230ZM127 228H125L126 230ZM133 229V228H132ZM148 229V228H147ZM152 229V228H151ZM178 229V228H177ZM183 229V228H182ZM182 229H178L181 230ZM232 229V228H231ZM236 229V228H235ZM234 229V230H235ZM239 229V228H237ZM56 228H55V231H57ZM84 230V231H86ZM89 230V229H88ZM94 230V229H93ZM92 230V231H93ZM100 230V229H99ZM159 230V229H158ZM164 230V229H163ZM177 230V231H178ZM213 230H215L213 228ZM249 230V229H248ZM27 231V230H26ZM42 230H40L41 232ZM96 231V229H95ZM128 231V230H127ZM54 232V231H53ZM52 232V233H53ZM76 232V231H75ZM83 232V231H82ZM150 232V231H149ZM155 232H157L155 230ZM155 232L153 231V233L155 234ZM166 232V231H165ZM172 232V231H171ZM175 232V231H174ZM248 232V231H247ZM26 233V232H25ZM38 233V234H37ZM48 232H46L47 234ZM79 233V232H78ZM98 233V232H97ZM124 233V232H123ZM158 233V232H157ZM185 233V232H184ZM234 233V232H233ZM238 233V232H237ZM54 234V233H53ZM60 234V232H59ZM66 233H64L63 235H65ZM126 234V233H125ZM147 234V233H146ZM173 235V233H170V235ZM216 234V233H215ZM218 234V233H217ZM216 234V235H217ZM231 234V233H229ZM25 235V234H24ZM44 235V234H42ZM76 235H77V232H76ZM99 235V234H97ZM108 235V234H107ZM115 234L113 233V236ZM153 235V234H152ZM156 237L158 236V234H155ZM166 235V234H165ZM54 236H57L56 234ZM89 236V235H88ZM207 236V235H206ZM23 237V236H22ZM45 237V236H44ZM110 237V235H109ZM127 237V235H126ZM130 237V236H129ZM149 237V236H148ZM160 237V236H159ZM158 237V238H159ZM162 237V235H161ZM160 237V238H161ZM164 237V236H163ZM170 237V236H169ZM24 238V237H23ZM27 238V237H25ZM31 238V239H33ZM58 238V237H57ZM113 238V237H111ZM155 238L154 236L152 237V239ZM159 238V239H160ZM201 238V237H200ZM200 238L198 237L197 240ZM206 238V237H204ZM30 239V240H31ZM52 240V238H50ZM59 239V238H58ZM80 239V238H79ZM105 239H107L105 237ZM127 238V241H132L131 239ZM183 239V238H182ZM185 239V238H184ZM189 239V238H188ZM264 239V238H263ZM25 240V239H24ZM23 240V241H24ZM207 240V238H206ZM258 240V239H257ZM82 241V240H81ZM84 241V240H83ZM82 241V243H83ZM100 241H102L100 239ZM123 241V240H122ZM120 240L119 243L122 242ZM126 241V240H125ZM129 241V242H130ZM167 241V240H166ZM170 241V240H169ZM168 241V242H169ZM187 241V240H186ZM210 241V240H209ZM218 241V240H217ZM26 242V241H25ZM24 242V243H25ZM53 242V241H51ZM74 242V241H72ZM127 242V243H129ZM156 242V241H155ZM193 242V240H192ZM113 243V242H112ZM118 243V244H119ZM131 243V242H130ZM157 243V242H156ZM167 243V242H166ZM213 243V242H212ZM217 243V242H216ZM27 244V243H26ZM30 244V243H29ZM52 244V243H50ZM54 244V243H53ZM80 244V242L78 243ZM105 244V243H104ZM123 244V243H122ZM158 244V243H157ZM32 245V244H31ZM30 245V246H31ZM56 245V244H55ZM121 245V244H119ZM162 245V244H160ZM201 245V244H200ZM65 246V245H64ZM82 246V245H81ZM76 247V246H75ZM114 247V246H113ZM112 247V248H113ZM121 247V246H119ZM118 247V248H119ZM124 247V245H123ZM189 247V246H188ZM246 247V246H245ZM78 248V247H76ZM75 248V249H76ZM84 248V247H83ZM127 248V247H126ZM130 248V246H129ZM248 248V247H247ZM61 249V250H60ZM124 249V248H122ZM121 249V250H122ZM176 249V248H174ZM196 249V248H195ZM246 249V248H245ZM245 249H244V252H245ZM250 249V248H248ZM248 249H246L248 251ZM24 250V249H22ZM72 250V249H71ZM77 250V249H76ZM81 250V249H80ZM112 251V249H110ZM120 250V252H121ZM128 250V249H127ZM189 250V249H188ZM251 250V249H250ZM17 250H15L16 252ZM191 251V249L189 250ZM75 251L73 250L72 253H74ZM81 252V251H80ZM110 252V251H109ZM115 252V251H114ZM131 252V250H130ZM146 252V251H145ZM23 253V252H22ZM67 253V252H65ZM71 253V254H72ZM77 253V252H76ZM117 254V252H115ZM114 253V254H115ZM190 253V252H189ZM21 254V252H20ZM78 254V253H77ZM75 254V255H77ZM111 254V252H110ZM224 254V253H223ZM252 254V253H251ZM255 254V253H254ZM82 255H85V252L84 254L82 253ZM112 255V254H111ZM120 255V254H119ZM126 253L122 254V256L125 258L126 256ZM200 255V254H199ZM198 255V256H199ZM203 255V254H202ZM68 256V255H67ZM129 256V255H128ZM127 256V257H128ZM146 256V255H145ZM197 256V255H196ZM226 257V255H223ZM84 257V256H83ZM87 257V255H86ZM111 257V256H110ZM107 256V258H110ZM113 257V255H112ZM118 257V255H117ZM167 257V256H166ZM203 257V256H202ZM256 258L258 257V255L256 256H253V258ZM68 258V257H67ZM119 258V257H118ZM169 258V256H168ZM167 260H170V258ZM190 259V257H188ZM196 258V257H195ZM229 258H230V255H229ZM72 259H75L72 258ZM83 260H85L84 258H82ZM101 259V258H100ZM115 259V258H114ZM198 259V258H197ZM202 259V258H201ZM103 260V259H102ZM144 260V259H143ZM146 260H147V257H146ZM152 260V259H151ZM184 260V259H183ZM236 260V259H235ZM234 260V261H235ZM117 261L121 262V261H124L123 259L122 260H118ZM148 261V260H147ZM219 261V260H218ZM238 261V260H237ZM82 262V261H81ZM84 262V261H83ZM88 263V260L86 261ZM143 262V261H142ZM149 262V261H148ZM153 262V260H152ZM170 262V261H168ZM192 262V261H191ZM232 262V257H231V260H230V264ZM86 263V264H87ZM117 263V262H116ZM122 263V262H121ZM151 263V262H150ZM172 263V262H171ZM218 263V262H217ZM70 264V263H69ZM85 264V263H83ZM91 264V263H90ZM101 264V263H100ZM136 264V263H135ZM141 264V263H140ZM149 264V263H148ZM152 264V263H151ZM170 264V263H169ZM186 264V263H185ZM206 264V263H205ZM240 264V262H239ZM242 264V263H241Z\"/></svg>",
    "mask_w": 264,
    "mask_h": 264
}]
</instances>
